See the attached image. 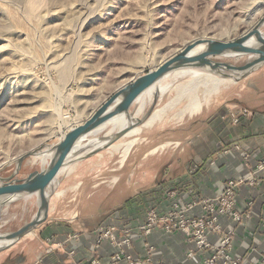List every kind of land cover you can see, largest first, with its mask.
Instances as JSON below:
<instances>
[{
  "label": "rangeland",
  "instance_id": "obj_1",
  "mask_svg": "<svg viewBox=\"0 0 264 264\" xmlns=\"http://www.w3.org/2000/svg\"><path fill=\"white\" fill-rule=\"evenodd\" d=\"M262 19L264 0H0V177H10L27 153L41 147L50 150L118 89L187 44L200 38L231 41ZM255 59L215 61L241 67ZM189 71L216 78L214 85L197 88L201 111L183 116L186 107L190 110L191 95L182 93L191 74L166 77L154 90L157 99L146 94L131 108L138 119L152 107L154 115L132 131L134 135L131 132L109 149L63 170L50 188L47 222L1 259L8 257L16 264L33 261L51 220L80 222L81 227L85 216L110 214L139 190L168 184L181 172L194 174L199 163L187 144L191 133L177 135L183 124L191 128L195 119L222 106L264 114V67L240 82L205 70ZM161 88L167 91L162 93ZM156 114L157 122L149 124ZM118 129L110 124L88 139H105ZM222 150L212 149L207 156L225 154L232 147ZM180 159L185 168H171ZM49 161L47 155L25 159L16 178L47 168ZM37 211V197L10 204L2 211L0 232L19 230Z\"/></svg>",
  "mask_w": 264,
  "mask_h": 264
},
{
  "label": "crops",
  "instance_id": "obj_2",
  "mask_svg": "<svg viewBox=\"0 0 264 264\" xmlns=\"http://www.w3.org/2000/svg\"><path fill=\"white\" fill-rule=\"evenodd\" d=\"M242 102L247 107L254 108L245 100ZM202 107L203 105L195 113L186 110V107L183 116L186 113L194 115L200 112ZM231 112L224 106L210 110L205 117L195 119L191 128H186L183 124L180 132L178 131V136L181 133H191L190 138L186 137L187 144L194 152V161L199 163V169L194 174L181 172L182 174L174 177L168 184L156 189H146L145 192L139 190L123 206H115L116 209L110 214L85 216L81 227H78L80 222L76 224L75 221L63 223L51 220L41 234L43 246L38 253H33L34 260L26 264H91L95 258L103 264H108L110 246H96L94 239L96 229L103 224H120L134 229L132 252L137 259L145 256L143 245L149 242L157 249V264H193L188 254L195 249V246L183 234H169L163 230H156L152 235L144 238L137 228L145 220L146 212L150 208L167 212L173 202L185 206L194 199L216 197L221 194L228 181L239 180L250 173L251 168L244 162L245 155H254L256 162L264 161V114L259 115L254 112V117L236 125L230 117ZM165 114L166 112L161 116L160 121ZM156 122L155 120L153 125ZM237 146L240 150L236 149ZM227 147H232L229 154L207 156L212 149L221 151ZM183 162L184 159H180L177 161L178 164L171 168H179L181 165L180 168H185ZM171 194H174V199L170 198ZM250 201L254 202V207L249 210L247 204ZM236 209L242 215L251 213V218H245L241 224L232 223L236 232L235 252L238 256L245 257L247 261L243 264H259L258 256L264 255V178L259 187L245 186L240 189ZM221 222L224 228L231 225L229 217L222 218ZM7 260L8 257L5 259L0 257V264H4Z\"/></svg>",
  "mask_w": 264,
  "mask_h": 264
},
{
  "label": "water",
  "instance_id": "obj_3",
  "mask_svg": "<svg viewBox=\"0 0 264 264\" xmlns=\"http://www.w3.org/2000/svg\"><path fill=\"white\" fill-rule=\"evenodd\" d=\"M263 26L264 19L252 30L231 41L212 38L194 40L160 66L144 75L134 77L130 83L118 89L87 121L70 129L63 135L61 141L52 146L50 150L44 152V148L41 147L23 156L10 177H0V217L5 207L16 201L33 197H37L38 211L35 217L19 230L4 234L0 232V254L12 249L47 222L52 199L50 188L63 170L109 149L131 131L145 124L148 117L152 115L154 107L143 119L132 116L131 108L166 77L187 70H205L222 79L240 82L264 67ZM246 56L256 57V59L241 67L215 61L223 58L240 59ZM122 116L128 119L129 126L120 129L110 137H105V139L93 141L88 139L89 136L98 134ZM90 146L92 148H89ZM45 155L50 159L47 168L33 172L25 179L16 178L25 159Z\"/></svg>",
  "mask_w": 264,
  "mask_h": 264
},
{
  "label": "built area",
  "instance_id": "obj_4",
  "mask_svg": "<svg viewBox=\"0 0 264 264\" xmlns=\"http://www.w3.org/2000/svg\"><path fill=\"white\" fill-rule=\"evenodd\" d=\"M254 112L247 108H238L231 112L232 122L236 125L245 119L254 117ZM240 150V147H236ZM231 151L225 152L229 154ZM244 162L251 168L250 173L239 180H230L225 189L216 197L197 198L185 206L173 202L171 209L161 212L156 208L147 210L145 220L137 231L147 238L156 230L166 233H181L195 249L190 251L188 258L193 264H243L245 257L238 256L234 249L236 232L233 224H241L245 218H251V213L242 215L237 211L238 193L242 187H259L264 178V161L254 160V155H245ZM198 169L195 170V172ZM174 199V194L170 195ZM248 209L254 207V202L247 204ZM229 217L231 225L224 228L222 218ZM233 223V224H232ZM264 227V223H263ZM134 229L120 224H103L94 233L96 246H110L108 264H157L156 247L145 242V256L137 259L132 252ZM77 237V236H76ZM259 264H264V255L258 256ZM91 264H103L95 258Z\"/></svg>",
  "mask_w": 264,
  "mask_h": 264
},
{
  "label": "bare ground",
  "instance_id": "obj_5",
  "mask_svg": "<svg viewBox=\"0 0 264 264\" xmlns=\"http://www.w3.org/2000/svg\"><path fill=\"white\" fill-rule=\"evenodd\" d=\"M187 45H188V44H187ZM183 49H184V48H183ZM187 72H188V73H187ZM187 72H179L178 74L181 73V75H184V74L186 73V74H191V75H192V81H191V83H190L187 87L184 88L182 95H186V94H187V95H191V102H190V106L188 107V109H190L191 112L193 113V112H196L197 109H198V107H199V96H198V93H197V88H198L199 85H201V84L205 85L206 87H209V86H211V85H214V83L216 82V78L213 77V76H211V75H208V74L202 73V72H197V71H195V72H193V71H187ZM156 88H158V86H157ZM156 88L151 89V90L148 91L146 94H149V97H150V98H151L152 96H155V95L157 94V93L154 92V90L156 91ZM160 91H161L162 93H164V92L167 91V88H161ZM180 96H181V95H180ZM152 115H154V114H152ZM152 115H151V117H152ZM159 115H160V114H156V115L154 116L153 120H151V121L149 122V124L153 123L154 120H155L156 118L159 117ZM151 117H150V118H151ZM150 118H149V119H150ZM149 119H148V120H149ZM148 120H147V121H148ZM112 125H115V126H117V127L119 126V129H118V131H119L120 129H123V128H126L127 126H129V125H130V122L128 121V119H127L126 117L122 116V117H119V118H117L116 120H114V121L112 122ZM134 130H136V129H134ZM134 130H133V131H134ZM131 132H132V131H131ZM131 132H130V133H131ZM130 133H129V134H130ZM135 133H136V132H132L131 135H134ZM134 142H135V141H132V142L128 145V147H127V149H126V155L129 153L130 148L133 146ZM115 149H116V150H119V149H120V146H116Z\"/></svg>",
  "mask_w": 264,
  "mask_h": 264
},
{
  "label": "trees",
  "instance_id": "obj_6",
  "mask_svg": "<svg viewBox=\"0 0 264 264\" xmlns=\"http://www.w3.org/2000/svg\"><path fill=\"white\" fill-rule=\"evenodd\" d=\"M139 198V197H138ZM137 198L135 199V201ZM4 264H16L12 259L7 260Z\"/></svg>",
  "mask_w": 264,
  "mask_h": 264
}]
</instances>
